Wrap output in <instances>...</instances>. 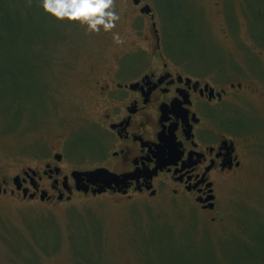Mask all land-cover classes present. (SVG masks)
<instances>
[{
    "label": "rangeland",
    "instance_id": "1",
    "mask_svg": "<svg viewBox=\"0 0 264 264\" xmlns=\"http://www.w3.org/2000/svg\"><path fill=\"white\" fill-rule=\"evenodd\" d=\"M260 1H249L251 22L241 0H141L152 7L164 51L224 75L261 64L245 50L251 34L264 44ZM114 4L116 27L96 33L55 18L40 0H0V181L40 169L61 149L65 174L99 164L97 133L83 124L94 81L118 66H146L154 46L134 1ZM132 49L139 55L121 58ZM229 115L247 142L241 169L221 182L220 222H208L163 181H155L154 198L81 192L54 203L11 194L9 186L0 195V264H264V92L244 95Z\"/></svg>",
    "mask_w": 264,
    "mask_h": 264
},
{
    "label": "flooded vegetation",
    "instance_id": "2",
    "mask_svg": "<svg viewBox=\"0 0 264 264\" xmlns=\"http://www.w3.org/2000/svg\"><path fill=\"white\" fill-rule=\"evenodd\" d=\"M249 1L241 0V4L251 21ZM135 5L140 12L146 4ZM140 14L151 23L154 46L149 63L118 66L92 86L90 113L83 124L97 133L96 144L102 150L99 164L71 168L65 174L66 155L63 149L57 150L42 162L40 169L27 166L21 174L0 181V195L11 186V194L21 193L26 199L63 202L83 192L72 176L74 171L103 168L117 175L129 174L125 186L107 191L128 198L132 194L154 198L155 181H163L175 197H186L208 222L223 220L219 188L225 177L241 169L247 142V131L232 125L229 112L244 95L264 92V44L251 34L249 39L254 44L245 47L260 59L258 67H254L257 60L253 66L229 70L225 75L206 73L194 69L191 61L163 50L160 37L157 41L159 32L152 26L155 22L158 30L153 10L154 19L151 14ZM230 18V14L226 15L225 33L232 41L234 25ZM138 55L132 49L121 58L130 60ZM17 176L21 189L14 183ZM90 193L91 190L87 194Z\"/></svg>",
    "mask_w": 264,
    "mask_h": 264
},
{
    "label": "clouds",
    "instance_id": "3",
    "mask_svg": "<svg viewBox=\"0 0 264 264\" xmlns=\"http://www.w3.org/2000/svg\"><path fill=\"white\" fill-rule=\"evenodd\" d=\"M40 3L45 12L60 20L77 21L88 32H110L120 20L114 0H40ZM113 39L122 42L118 33H113Z\"/></svg>",
    "mask_w": 264,
    "mask_h": 264
},
{
    "label": "water",
    "instance_id": "4",
    "mask_svg": "<svg viewBox=\"0 0 264 264\" xmlns=\"http://www.w3.org/2000/svg\"><path fill=\"white\" fill-rule=\"evenodd\" d=\"M133 1L134 4H139L141 2V0ZM140 12L142 14H151V19H154L152 7L149 4L144 5ZM152 26L154 31L158 33L155 22H153ZM157 41H159L158 34ZM128 175H117L103 168H98L91 171H74L72 173L79 190L83 191L84 193H88L91 190L95 195L106 192L107 190L116 191L117 189H121L122 186L126 185ZM14 183L18 189H21V179L19 176L14 178ZM24 194L26 195V192H24Z\"/></svg>",
    "mask_w": 264,
    "mask_h": 264
}]
</instances>
